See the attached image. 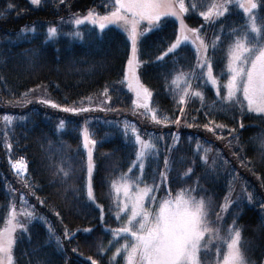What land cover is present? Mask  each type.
<instances>
[{
  "label": "trees",
  "instance_id": "obj_1",
  "mask_svg": "<svg viewBox=\"0 0 264 264\" xmlns=\"http://www.w3.org/2000/svg\"><path fill=\"white\" fill-rule=\"evenodd\" d=\"M90 9L99 14L109 10L104 0H65L63 4L59 0H44L39 6L32 5L30 0H0V229L10 207L21 206L22 196L35 216L30 222L18 216L26 222L27 232L22 234L17 229L15 233V264H91L89 257L97 264H110V261L119 264L117 259L112 261L113 247L106 252L100 250L108 248L112 240L111 232L106 229L114 230L122 224L115 216L117 194L111 182L118 183L135 161L136 149L125 134L116 132L110 138L104 137L107 121L122 118L136 121L143 137H147L150 130L163 137V148L158 155L145 161L141 185H152L155 179L160 184L159 201L168 190L175 196L181 189L196 187L198 183L197 198L211 199V221H217V213L225 204V197L230 195L228 210L220 213L223 219L212 227L220 225L226 235L227 228L235 221V226L241 230V247L248 264H264V114L249 112L240 104H221L215 86L195 80L191 81L192 90L199 88L203 93V105L198 98L178 105L171 82L177 74L195 69L197 59L190 46L182 45L175 53L157 60L178 35L177 23L164 18L159 28L143 35L139 41V80L152 93L151 105L169 118L159 124L153 122L149 115H144V109L135 107V94L124 80L130 53L126 34L113 26L102 33L89 26L78 29L69 21ZM232 14L228 12L225 17ZM262 17L264 2L260 3L257 19L261 21ZM185 18L209 39L213 75L218 84L223 85L228 41L213 50L210 46L215 34L213 23L202 22L204 18L200 21L201 17L193 11ZM221 20L223 25L224 18ZM49 24H55L58 29V35L51 40L47 39ZM32 25L35 32L18 36L21 29ZM223 28L225 30V26ZM75 31L82 36H73ZM105 88L111 97L106 103L101 95ZM31 89L36 91L29 92ZM225 92L221 88V96ZM25 93L29 95L25 97ZM41 98L51 99L61 107L83 106L92 110L78 114L64 112L39 103ZM5 115L15 117L12 127L4 122ZM61 120L66 122V127L58 132ZM210 122L224 127L208 131L205 125L213 126ZM85 123L97 141L92 176L95 203L87 197V157L80 134ZM176 130L181 139L175 144L171 134ZM211 133L222 137L213 139ZM198 134L212 149L209 165L201 160L203 153L197 155L188 142L190 136ZM227 153L238 155L242 161L209 171L212 155H227L230 159ZM21 157L27 162L30 186H25V181L11 168L10 161ZM61 158L68 159L73 169L63 183L53 167L60 165ZM165 159L169 161V169L166 182L161 183L159 174L165 172ZM240 162L245 163L246 171L242 170ZM189 167L193 171L186 178L184 173ZM231 174L234 181L229 184ZM243 190L252 194L251 202ZM152 208L157 209L158 205ZM210 256L216 259L215 248Z\"/></svg>",
  "mask_w": 264,
  "mask_h": 264
},
{
  "label": "snow or ice",
  "instance_id": "obj_2",
  "mask_svg": "<svg viewBox=\"0 0 264 264\" xmlns=\"http://www.w3.org/2000/svg\"><path fill=\"white\" fill-rule=\"evenodd\" d=\"M232 2L233 0H221L219 3H212L207 11H201L199 14L206 22L216 23L229 12V5ZM262 2L264 0H245V3H239V8L247 17V22L242 28H233L228 33V37L232 38V42L226 50L227 72L230 78L224 85H219L213 75L212 59L208 55L209 44L201 38L199 29H188L195 37L191 43L196 44L199 41V46L196 48L197 64L191 72H181L171 82L175 86L172 90L182 93L177 100L178 105H185L192 98H198L203 105V93L192 90L191 80L197 79L211 83L216 87V95L221 104H240L243 108V102H246L247 111L264 114V17L258 24L255 11ZM30 3L39 6L42 0H30ZM59 3L63 4L65 0H59ZM104 6L109 9L108 14L101 15L94 9H90L86 16H76L72 22L77 28L82 24L90 23L93 26H98L101 32L109 25H117L128 33L132 44V56L128 60V70L124 80L127 81L128 89L135 92L137 97V100L134 101L135 107L144 109L153 122L162 123L157 110L150 107L152 93L140 83L139 77L136 75L135 68L140 63L137 59V41L147 32L159 28L164 17H175L181 23L182 39L177 38L162 56L157 57V60H163L170 53H175L182 43L189 41V36L183 34L186 26L181 16L189 11V7L195 10L197 4L195 0H189L188 7L185 5V0H104ZM142 21H147L148 27L143 31H138V26ZM35 30V27L21 29L18 36L24 37L28 32H35ZM223 32L224 29L221 27V33ZM57 35L58 29L56 27L48 28L47 39L51 40ZM72 35L75 37L82 36L79 31L73 32ZM224 42L225 40L221 35H216L210 46L215 50ZM201 49H203L202 54ZM181 83H183V87H181ZM221 88L226 90L223 96H221ZM33 91L36 89L29 90V92ZM28 95L29 93L24 94L25 97ZM101 95L106 98L105 103L111 100L107 88ZM88 100L91 101V97ZM39 103L52 108H59L64 112L77 114L92 110L83 106L61 107L51 99L46 98H41ZM180 112L183 113L182 107ZM163 119L167 120V117ZM3 120L6 125L10 126L13 118L5 115ZM176 123H179V120ZM210 124L213 126L205 125L208 131L224 127L223 125H215L214 122H210ZM65 127L66 122L61 120L57 125V131H63ZM124 134L126 140H129L132 147L136 149L135 161L128 173L120 176L119 180L122 183L119 186L116 181L111 182V188L117 194L115 216L117 221H122V224L114 230L106 229V231L111 232L113 241L109 243L108 248H101L100 251L106 252L115 243L123 240L124 242L120 247L115 249L112 261L119 257L125 261V264H204V260L210 256L213 248H215L216 259L214 264H248L241 247V230L235 226V221L231 227L227 228L224 236L220 234V227H212L213 224L223 219L220 213L228 210L231 202L230 195L225 197V204L221 206L220 213H217V221H211L209 218L211 199L205 196L197 198L198 183L196 187L181 189L175 196L168 190L165 198L158 201L157 193L160 184H157L155 179L152 185L140 187L143 183L145 161L158 155L156 144L150 138H143L134 125L129 127L125 123ZM173 139L178 142L179 137L174 136ZM83 140L84 147L88 149L87 197L91 203H95L92 188V175L95 167L92 148H94L96 140L91 139L87 128L84 130ZM11 147L10 143L7 144L9 152ZM195 151L197 155L203 153L200 158L205 165H209V154L212 149L197 143ZM10 163L17 177L25 181V186H30L27 182L26 160L21 157L18 160L10 161ZM164 164L165 172L159 174L161 183L167 180L169 161L165 159ZM226 164L227 161H224L217 154L216 158L211 160L209 171H217L219 167ZM53 167L62 183L67 181L73 171L68 159L65 158H61L58 167L56 165ZM133 169H138L140 175L133 177L131 175ZM192 171V168L189 167L184 173V177H190ZM121 190L123 191V200L119 198ZM199 191H203V189H199ZM252 198V194L249 193L248 201L251 202ZM21 202L27 203L23 197H21ZM154 204L158 205V211L152 208ZM96 206L100 207L99 205ZM18 216L28 218L29 222L30 219L35 218L33 211L22 209L18 213L15 204L12 205L5 227L0 229V264H15L13 250L16 237L14 234L17 229L22 234L27 232L26 222L18 219ZM40 219L43 220V217ZM101 220H103L102 208ZM85 231L90 232L91 229H85ZM49 232L51 233V228H49ZM65 235H68L67 232ZM214 241L218 243H214ZM88 259L91 260V264H97V261L91 257Z\"/></svg>",
  "mask_w": 264,
  "mask_h": 264
},
{
  "label": "rangeland",
  "instance_id": "obj_3",
  "mask_svg": "<svg viewBox=\"0 0 264 264\" xmlns=\"http://www.w3.org/2000/svg\"><path fill=\"white\" fill-rule=\"evenodd\" d=\"M44 0H42V2H43ZM195 2H196V4H197V8L195 9V10H192L190 7H189V11H193V12H195V14L197 15V16H200L201 18L199 19L200 21L203 19V17L199 14L201 11H207L208 10V8L211 6V4L212 3H219V2H221V0H195ZM239 3H245V0H233V2L229 5V12L230 13H233L231 16H229V17H222V18H220V20H218V21H216V23H213V26L215 27V34L213 35V37H212V40H211V42L214 40V38H215V36L216 35H221L222 36V38L224 39V40H227L228 41V43H227V45H229L231 42H232V38H230V37H228V33L233 29V28H242L243 26H244V24L247 22V17H246V15L244 14V12H243V10L242 9H240L239 8ZM263 3V2H262ZM185 5H186V7H188L189 6V0H185ZM188 11V12H189ZM256 11V15L258 14V9L257 10H255ZM108 12H109V10H108ZM108 12H106V13H104V14H101V15H106V14H108ZM187 12V13H188ZM88 13V12H87ZM87 13H85V14H83V15H76V16H80V17H83V16H86L87 15ZM187 13H185V14H182V16H181V18H182V20H183V23H184V25L186 26V28H185V30H184V35H188L189 36V41L188 42H185V43H182L181 44V46L182 45H188V46H190L194 51H195V54H196V59H197V52H196V48L199 46V41H197V43L196 44H192L191 43V40H193V39H195V37L193 36V34L191 33V32H189L188 31V29H199L200 31H199V35L201 36V38L206 42V43H208L209 42V39H207L206 38V36H204V34H203V31L197 26V28H195V27H192V26H190L188 23H187V21H186V18H185V16H186V14ZM226 15V14H225ZM76 16H74V17H72L69 21H71V23H73L72 21L74 20V18L76 17ZM164 18H170V19H172V20H174L176 23H177V26H178V35H177V38H181L182 39V32H181V23H180V20H178V19H176L175 17H171V16H169V17H164ZM163 18V19H164ZM224 18V24L222 25V20L221 19H223ZM162 19V20H163ZM203 21H205V20H202V22ZM217 22H220L219 24H217ZM257 22H258V24L260 23V21L257 19ZM237 23V26L236 27H234L235 26V24ZM74 24V23H73ZM75 25V24H74ZM81 26H89L90 28H92V29H96L97 31H99L100 33H102L100 30H99V28H98V26H93L92 24H90V23H85V24H82V25H80L79 27H78V29H80V27ZM111 26H113V27H116V28H118L119 30H121L122 32H124L125 34H126V36L128 37V40H129V42H130V53H129V58H131V56H132V44H131V40L129 39V35H128V33L123 29V28H121V27H119V26H117V25H109L108 27H111ZM223 26H225V30H224V32L223 33H221V27H223ZM32 27H35V26H28L27 28H32ZM50 27H56L57 28V26L55 25V24H49L48 26H47V28H46V30H48V28H50ZM148 27V25H147V21H142L141 23H140V25L138 26V31H143L144 29H146ZM224 29V28H223ZM105 30V29H104ZM103 30V31H104ZM151 31H149V32H147L146 34H148V33H150ZM142 37V36H141ZM141 37H139L138 38V41H137V49H138V51H137V59L140 61V57H139V41H140V39H141ZM177 38L171 43V44H173V43H175V41L177 40ZM171 44L168 46V48L171 46ZM180 46V47H181ZM179 47V48H180ZM167 48V49H168ZM178 48V49H179ZM167 49L162 53V55L167 51ZM177 49V50H178ZM176 50V51H177ZM203 53V49H201V54ZM208 55H209V57H210V54H209V49H208ZM129 58H128V60H129ZM140 64H141V61H140V63H139V65L138 66H136V68H135V71H136V75L138 76V71H139V68H140ZM127 70H128V63H127V68H126V72H127ZM198 71V70H197ZM178 75V74H177ZM197 75H198V73H197ZM176 77V76H175ZM174 77V78H175ZM230 77H229V74H228V72H226L225 73V75H224V80L222 79V84L224 85V84H226L227 83V81H228V79H229ZM193 80H195V81H201L202 82V84H209V83H205L203 80H197V79H193ZM140 81V80H139ZM192 81V80H191ZM141 83V82H140ZM142 84V83H141ZM184 85H183V83H181V87H183ZM173 87V89H174V87L175 86H172ZM148 89V88H147ZM149 90V89H148ZM195 90H198V91H200V89L199 88H197V89H195ZM150 91V90H149ZM172 92L175 94V96H176V98H178L179 99V95L180 94H182V93H177V92H174L173 90H172ZM134 94H135V92H134ZM135 99L137 100V98H136V95H135ZM241 99H242V97H241ZM140 102H142V101H140ZM244 103V107L245 108H247L246 107V102H243ZM150 107H152L153 109H156L153 105H151V98H150ZM157 113H158V117L162 120V122L163 121H165L163 118L165 117L163 114H161V112H158V110H157ZM144 115L147 117L149 114H147L146 113V111L144 110ZM9 116H11V115H9ZM150 116V115H149ZM12 118H13V121H12V124L10 125V127H12L14 124H15V117L14 116H11ZM140 118V117H139ZM169 118H167V120H168ZM125 123H127L128 125H129V127H131V126H135L136 127V129L138 130V132L140 133V135L142 136V130H141V128L139 127V125H138V123L136 122V121H134V120H132L131 118H122V119H110V120H108L107 121V128H106V132L104 133L105 135H104V137L105 138H110V137H112V136H114L115 134H116V132H119L120 134H124V127H125ZM156 127V126H155ZM85 128H87V130H88V132H89V134H90V137H91V139H94L93 138V136H92V134L90 133V130H91V128L89 129V126H88V124H83L82 126H81V128H80V134H81V137H82V142H83V146H84V140H83V133H84V130H85ZM206 134H208V132L206 133ZM211 135H212V137H213V139H215L216 138V136H218V137H222V136H220V135H215V134H213V133H211ZM174 136H178L179 137V140H178V142L180 141V139H181V135H180V132L178 131V130H176V131H174L172 134H171V140L172 141H174V139H173V137ZM201 136V134H198L196 137H192V136H190L189 137V143L192 145V147H193V149H196V145H197V143H199V144H202V145H204L205 147H208L207 145H206V143H205V141H201L200 139H199V137ZM143 137V136H142ZM143 138H145V139H151L155 144H156V148H157V150H158V152L160 151V149H162L163 148V146H162V142H163V137H162V134L161 133H159V132H156V131H154V130H150L149 132H148V134H147V137H143ZM165 138V137H164ZM130 139V138H129ZM166 139V138H165ZM95 140V139H94ZM129 141V140H128ZM97 142V141H96ZM174 143L176 144L177 142L176 141H174ZM174 143H173V145H174ZM95 146H96V144H95ZM95 146H94V148H95ZM158 146H159V149H158ZM89 147H92L91 145H89ZM94 148H92V153H94ZM84 150H85V152H86V157H87V152H88V149H86L85 147H84ZM222 151V150H221ZM224 154V153H223ZM227 154H229V155H231V153H227ZM216 154H214V155H212V159H214V158H216ZM222 157V159L224 160V161H227V164L226 165H223L222 167L223 168H225V166H230V164L231 163H235V165H237V161H242V160H240V158L238 157V155H236L235 154V156H233V155H231V157H230V159L229 158H227V155H225V156H221ZM94 162V161H93ZM133 164V163H132ZM240 167L242 168V170L244 169L245 171H246V167H245V163L243 164L242 162H240ZM94 172V171H93ZM131 175L133 176V177H137V176H139L140 175V173H139V170L138 169H133V171H132V173H131ZM93 176V175H92ZM245 177H243V179H244ZM88 179V178H87ZM228 180H229V184H232L233 183V181H234V178H233V175L231 174V175H229L228 176ZM120 183H122L120 180H119V182H118V186H119V184ZM238 183V182H237ZM239 184V183H238ZM92 185H93V183H92ZM86 186H87V183H86ZM140 187L141 188H143V186L142 185H140ZM93 188V187H92ZM244 191V190H243ZM244 193H245V191H244ZM93 194H94V192H93ZM246 194V193H245ZM246 195H248V194H246ZM23 197V196H22ZM24 198V200H26L25 199V197H23ZM119 198L121 199V200H123L124 199V197H123V191L121 190V193L119 194ZM26 202H27V200H26ZM20 204H21V206L19 207V208H17V212L19 213V211H21L22 209H26V210H31V211H33L32 210V207H31V205L27 202L26 204H23L21 201H20ZM12 207V206H11ZM11 207H10V209H11ZM155 211H158V208L156 209H154ZM8 217H9V215H8ZM8 219V218H7ZM7 221V220H6ZM6 223V222H5ZM5 227V224H4V226L2 227V229ZM216 227H220V229H221V236H224L225 234L223 233V231H222V227L220 226V225H218V226H216ZM215 228V227H214ZM15 235V234H14ZM112 239V240H111ZM110 240L111 241H113V237L111 236L110 237ZM124 241L123 240H121L119 243H115L114 245H113V248L114 249H116L117 247H120V245L123 243ZM114 253H115V251H114ZM13 255H14V250H13ZM202 259H203V256H202ZM117 260H118V262H119V264H125V261L123 260V259H121V258H117ZM212 260H213V262L215 261V259H213V258H211V256H209L206 260H204V264H214L213 262H212ZM207 261V262H206Z\"/></svg>",
  "mask_w": 264,
  "mask_h": 264
}]
</instances>
